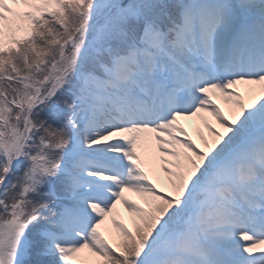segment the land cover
<instances>
[{"label": "snow or ice", "instance_id": "obj_1", "mask_svg": "<svg viewBox=\"0 0 264 264\" xmlns=\"http://www.w3.org/2000/svg\"><path fill=\"white\" fill-rule=\"evenodd\" d=\"M0 264H264V0H0Z\"/></svg>", "mask_w": 264, "mask_h": 264}, {"label": "rangeland", "instance_id": "obj_2", "mask_svg": "<svg viewBox=\"0 0 264 264\" xmlns=\"http://www.w3.org/2000/svg\"><path fill=\"white\" fill-rule=\"evenodd\" d=\"M240 87L244 89L246 86L241 85ZM225 103H226V102L221 101V106L224 107V108H225V106H224ZM227 105H228V104H227ZM229 107H230V106L228 105L227 109H225L226 113H228V111H229ZM181 122H182V123H186V126L189 127V131H190L191 128L194 126V127L199 128V129H203V131L205 132V134H206V135L208 134V133H207V129H206V128H203L202 122H200L199 118H192L191 121H181ZM213 123H215L214 119H213ZM190 133H191V132H190ZM191 134H192V133H191ZM192 135H193V134H192ZM196 136H197V135H196ZM196 136H195V137H196ZM132 195H133V193L130 194V196H132ZM132 197L134 198L135 196H132ZM118 208H120V207H118ZM120 211L124 214V217H125V219L127 220V219H128V214H127L126 210L123 208V206H121Z\"/></svg>", "mask_w": 264, "mask_h": 264}, {"label": "bare ground", "instance_id": "obj_3", "mask_svg": "<svg viewBox=\"0 0 264 264\" xmlns=\"http://www.w3.org/2000/svg\"><path fill=\"white\" fill-rule=\"evenodd\" d=\"M244 89H245V88H244ZM244 89L241 88L242 91H243ZM224 106H225V109H227V107H228L227 103H225ZM198 130H199V128L193 126V127L191 128L190 132H191V133L193 134V136L195 137L196 135H198ZM130 194H131V193H127V195H130ZM132 196H135L134 198H136V199H140V198H141V197L139 196V194H137V193H133ZM121 206H122V205H119L118 207L121 208ZM120 208H119V209H120Z\"/></svg>", "mask_w": 264, "mask_h": 264}]
</instances>
